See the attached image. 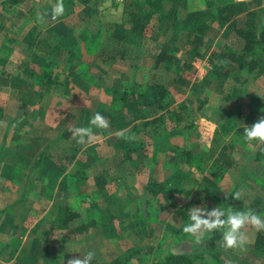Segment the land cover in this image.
Returning <instances> with one entry per match:
<instances>
[{
  "label": "rangeland",
  "instance_id": "1",
  "mask_svg": "<svg viewBox=\"0 0 264 264\" xmlns=\"http://www.w3.org/2000/svg\"><path fill=\"white\" fill-rule=\"evenodd\" d=\"M132 1L96 0L86 4L81 0H70L64 4L65 14L62 17L52 20L47 16L41 23L38 17L51 11L54 5L51 0H0V53L6 56L11 53L13 56L24 55L30 59V54L23 52L21 47H15L30 39L33 43L36 42V52L43 50L40 57L45 63L44 67H48L39 68V73H33L32 77L36 78L35 80L23 79V85L20 83L18 85L16 80L2 81L4 90L2 104L3 110L8 111V115L6 114L8 119L3 120L1 128L3 144L0 136V150L3 149L5 153L0 165V210L6 209L4 206L2 208V205H10L12 199L16 198L14 189L17 185L35 177L34 174L26 173L28 167L21 170L22 172L19 167L17 173L13 167L18 160L22 164L27 160L28 157L23 156V149L26 148L25 143L28 142L29 136L33 134L36 138L38 136L44 138L52 146L48 167L56 171L50 176L51 182H55L53 180L58 175V169L74 172L75 179L81 181L84 194L72 207L83 220L97 222L95 226L84 229V232L95 234L92 238L82 237L75 243L65 235L66 229H57L56 233L52 234L58 235V237L55 235L57 239L51 238L53 240L49 242L50 237L45 236L46 227L56 221L64 205L72 202L64 200L57 186L54 190L49 188L51 191L43 196L46 201L43 200L32 208H28V204L23 205L22 201L12 212L10 210L0 216V264H35L36 261V264H46L44 254L46 257L57 259L54 264H67L69 259L76 258L79 254L83 255L86 251L95 253L92 264H104L118 259L129 249L135 247L145 249L149 240L147 241L141 217L143 200L137 198H141L144 186L152 174L158 185L156 189L160 186L173 188L171 185L176 183L173 181L174 178L187 176L183 180L180 179L179 187L168 201L160 197L148 201L151 212L149 228L154 231L151 242L155 247L161 246L163 252L160 255L154 247L157 251L154 249L146 258L147 264L150 259L159 260L170 247L179 248L183 240L193 244L197 242L182 232L183 227L179 222L184 219L175 217L177 212H185L188 207L193 206L191 198L197 190V186L193 184L195 180L203 184L204 181L213 179V185L217 189L213 190L212 196L196 200V205H206L209 209L224 206L225 199L234 195L235 199L232 202L240 203L233 208L252 209L255 213L264 215V161L250 163L261 142H245L241 137L242 128L238 123L243 122L249 126L253 124L245 123V116L253 109L250 106L254 107L257 101L254 104L249 96L243 98L245 90L254 92L259 102L264 105V58L252 73L248 74L244 70L235 74L233 71L227 80L214 78L212 66L204 61L211 52L240 54L241 41L235 36L232 27L234 24L245 26L249 20L264 27V1L260 8L252 6L251 17L236 16L227 20L223 29L219 28L217 22L208 21L207 31L200 34L197 39L191 36L192 33L168 28L161 18L163 13L148 16L149 9H146V12L135 9ZM214 16L217 18L218 14L213 11V18ZM116 26L121 31L140 34V40L123 44L116 38L120 33L119 30L116 33ZM104 27H109L107 39L100 41L99 36ZM102 35L106 36V33L103 31ZM64 38H67L71 52L74 51L75 55L77 53V58L75 57L71 63L72 66L65 65L63 49L60 55H55L51 48H45L48 45L54 48L57 42L63 41ZM184 38L189 39L196 52L193 51L192 45L185 47L182 45ZM89 43L92 45L89 46ZM161 51L170 52L175 62L167 67L164 64L160 65L155 69L153 67L155 59ZM197 53L200 57L196 56ZM246 60H250V57ZM131 63L138 66L134 78ZM49 67L52 68V72ZM42 70L43 72L47 70V75L51 74L54 83H46L47 77L44 78ZM101 72L104 75L99 80L97 74ZM37 75L43 76L44 79L37 78ZM91 77L96 79L92 80ZM132 79L139 85L156 82L170 91L172 103L167 108L169 115L156 139L175 132L172 137L160 142L157 152L154 142L144 138L137 130L138 122L131 105H123L120 110L109 108L113 99L110 90L114 82L119 81L122 84ZM238 98L241 99L240 102ZM23 104L26 110L27 107L30 110L26 112L25 109H21L20 106ZM239 105H242L240 110ZM96 112L105 115L109 121V128L104 129L108 132L105 140L101 141V135H94L85 144L72 140L59 145L56 143L66 125L67 115L71 118L72 124L86 126L84 123H87ZM85 119L87 121L82 123ZM190 122H195V126L187 131ZM121 129H127L129 134L135 131L132 136L137 141L145 143L146 153L142 161L141 158L138 160V155L133 157L134 164L123 161L126 152L120 147L125 146L127 139L115 135ZM93 130L94 133L98 132L94 128ZM97 137H100V140ZM93 140L98 142L95 144ZM33 141L35 145L29 147V151L25 153L29 157L35 152L36 144L40 142L37 139ZM16 142L20 145L19 149H15ZM64 143L68 144L69 148L76 149L74 151L76 159L70 164L62 159L73 154L64 152ZM14 149L19 154L8 158L9 151ZM190 150L194 157L185 163L178 154ZM156 157L158 172L156 164L152 161V158ZM27 162L29 165L31 162L34 164L33 157ZM215 164L221 167L215 168L217 175L220 174L218 177L211 173L210 167ZM242 164H245L246 168H243ZM243 169L245 176L241 175ZM12 175H16L17 178L14 179ZM114 179L121 186H118ZM56 182L55 185L58 184L57 180ZM34 196L36 193L26 198L32 201ZM255 200L258 204H253ZM50 208L52 210L48 212ZM18 210H28V215L22 217ZM14 212L19 213L16 215ZM40 215L38 220L37 217ZM161 216L165 217L163 219L166 223L163 225L159 220ZM110 222L116 227L119 223L125 224L122 228L124 231L118 236L115 235L108 226ZM167 224L170 228H167ZM250 233L245 232L247 240L242 247H238V257L225 252L223 263L264 264V258L255 257L251 254L252 250L247 252L252 240ZM164 234L167 238H164ZM59 241L66 246H55ZM219 246L224 248L222 245ZM53 249L58 252L55 254ZM194 251L196 253L190 256L196 264H215L211 255L207 253L208 244L200 241ZM38 256L40 258L36 260ZM133 262L136 264L137 261Z\"/></svg>",
  "mask_w": 264,
  "mask_h": 264
},
{
  "label": "trees",
  "instance_id": "2",
  "mask_svg": "<svg viewBox=\"0 0 264 264\" xmlns=\"http://www.w3.org/2000/svg\"><path fill=\"white\" fill-rule=\"evenodd\" d=\"M70 0H64V4L69 2ZM83 3H90L96 0H81ZM264 0H252L247 2H237L235 0H133L131 4L133 7L137 10L146 12L148 16H152L153 14H162L161 18L164 19L166 26L170 29L177 30V31H185L188 33H192L191 36L198 38L200 34L207 31V23L208 21L212 20L214 22H217V25H219L220 29H223L225 27L226 21L230 19H234L236 16L243 15L246 18H249L253 15L252 6H256L257 8H260ZM53 4H55L56 0H51ZM213 11L215 14H218V17L214 16L213 18ZM215 19V20H213ZM218 19V20H216ZM211 22V21H210ZM199 24V26H197ZM197 26V27H196ZM116 26L115 30H117L116 33L119 35L116 38H119L124 43H135L140 40V34L136 32L130 33L129 31L122 30ZM195 30V31H194ZM106 33L105 35H102V32ZM109 31V27H104L102 32L99 34V40H106L107 34ZM232 31L234 32L235 36L239 41H241V52L233 53V54H217L214 52H211L208 54V57L205 58L213 68L212 74L213 77L216 79H222L227 80L231 77V73L234 71L235 74L241 73V71L246 70L248 74L252 73V71L256 70L258 67L260 60L264 58V27L260 26V24H253L252 21H248L245 26H239L237 24H234L232 27ZM196 35V36H195ZM191 42H189V39L187 40L184 38L182 45L185 47L186 45H189ZM55 45V43L53 44ZM92 44L89 43V46ZM192 45V44H190ZM193 46V45H192ZM46 49L51 48L53 53L55 55H60L61 50L65 54L66 57V66H72L71 63L73 60H75V57L77 58V53L75 55V52H71V48L69 47L67 43V38H64V40H60L57 42L56 46L53 48L52 46L48 45L45 47ZM225 48V47H223ZM225 50V49H224ZM193 51L196 52V48L193 46ZM225 52V51H223ZM196 56H199V53L196 54ZM248 57H250V60H246ZM197 59V58H196ZM220 61V63H219ZM173 62V57L170 56V52L161 51L160 54L155 59L154 68L157 69L160 65H165L166 67L171 65ZM219 63V65L217 64ZM133 74L132 78L136 77V71L138 70V66L134 65V63H131ZM48 68V67H44ZM50 68V67H49ZM52 72V68H50ZM47 70L42 73L44 75V78L47 77L46 83L51 84L54 83L52 80L51 74H46ZM30 74L32 72H29ZM103 72L100 74H97L99 80L102 79ZM32 77V76H31ZM29 78L34 79L35 78ZM37 78L44 79L43 76L37 75ZM56 79V77H55ZM91 79L95 80V77H91ZM239 80V79H238ZM243 82L245 83V79H243ZM57 84V82H56ZM59 85V84H58ZM110 95L113 97L111 104L109 108L112 110H120L123 108V105L129 104L131 105V109L134 110V113L136 114V120L138 122L137 130L141 132V135L144 136V138H147L148 140L154 142L155 146V152H157V148L159 147V144L162 140H165L167 138H170L174 135V132H170V134L162 135L158 140L156 139L157 135L159 134V130L164 127L165 125V119L169 115L168 107L172 103L171 100V94L170 91L162 84L159 83H149L145 85H139L135 81H125L122 82V84L119 81H115L112 87V90H110ZM246 93L243 94V98H246L249 96L253 99V102L257 101V104L253 106H250L252 110L248 112V114L245 116V123H254L256 122L260 117L264 116V105L259 102L258 96L254 94V92H249L245 90ZM248 93V94H247ZM249 98V99H250ZM241 99L238 98V102H240ZM227 101V100H226ZM252 105V102H251ZM242 105H239L238 110H240ZM24 105H22V108ZM239 114V112H238ZM87 121V119L83 120L82 123ZM86 126H88V122L84 123ZM189 127L186 128L188 131L189 129H193L195 126V122H190L188 125ZM65 131L61 136H59L56 140V143L59 145L64 141H70V139H73L71 135V129ZM95 129V128H94ZM98 130V129H96ZM94 132V130H93ZM135 132V131H133ZM133 132L130 133V135H133ZM191 132V131H190ZM108 132L104 130H98L97 133H94V135H106ZM137 133V132H136ZM135 134V133H134ZM139 140V139H138ZM71 143V142H70ZM145 143L143 141H137V139L128 140L125 143L124 147H120L123 152H126V155L124 156L123 161L130 162L134 164L135 160L133 161V157L135 155H138V160L141 161L145 158ZM76 149H73V147L68 148L66 152L71 157H63L62 159L66 160L67 163H71L72 160L76 159V155L74 153ZM4 150H0V165H1V159L4 156ZM157 154V153H156ZM155 157V156H154ZM178 157H180L183 162L188 163L191 161V159L194 157L193 153L190 151L183 152L182 154H178ZM218 162L221 163V160L219 157H217ZM264 161V143L261 142L257 150L254 152L253 158L250 161L251 164H257ZM45 155L40 154L37 156L35 161V167L34 170L40 169H49L48 164H45ZM199 163V160H198ZM204 163V162H203ZM247 166V165H246ZM243 168L245 167V164H242ZM211 173L214 175V177L220 176V174L217 175L216 169H221L218 165H212L211 167ZM216 168V169H215ZM245 170L243 169L242 176H245ZM187 176V175H186ZM185 176V177H186ZM183 175H181L179 178H174L173 181L176 183L172 184L171 187L173 188H165L159 187V189H156L158 186L156 183V180H154V175L149 179V182L144 186L143 194L141 195L142 201V219L144 222V227L146 230V238L147 244L145 245V249H129L127 252H125L122 256H120L118 259L110 262H106L104 264H134L133 260H136V264H147L146 258H148L149 255L152 254V251L156 248L160 255L163 251L161 246H154L151 242V237L153 235V230L149 228V225L151 224V220L149 217H151L150 209L148 208V201L151 198H164L165 200H169L172 198V196L175 194L176 188L179 187L180 179H185ZM12 178V177H11ZM80 180V179H79ZM185 181V180H184ZM81 182V181H80ZM114 182L121 186V184L118 183L116 179H114ZM214 180H206L203 184L195 180L193 182L194 186H197V190L192 195L191 202H193V205L197 204L196 200H199L204 197L212 196L213 190L216 189V186L213 185ZM126 189V187H125ZM217 190V189H216ZM133 191V190H132ZM130 195V194H129ZM233 199H235V196L231 195V197L226 198L225 202L224 200H221L224 202V206L234 207L235 205H238V202L233 203ZM136 201V200H135ZM189 208V207H188ZM12 208H6L4 210H0V216L7 214ZM137 209V208H136ZM183 212V211H180ZM177 212L175 214L176 218H182L184 220H180V225L183 227V223H185V220H187V210L183 213ZM159 215V214H158ZM135 218V216H133ZM165 219V217L163 216ZM162 218V219H163ZM163 221L161 224L166 223ZM136 221V219H135ZM158 220H156L157 223ZM97 222L95 220L92 221H85L81 218V215H79L71 205H64L63 208L60 210V213L58 214V217L56 221L51 225V227L45 232L46 237H51V235L55 232L57 229H71L73 232L81 233L86 229L88 226H95ZM108 226H110L112 233L118 236V234H121L124 230L122 228L125 227V224L119 223L118 227L114 225V223H109ZM124 226V227H123ZM165 228V225H164ZM167 228H170V225L167 224ZM167 238V235L164 234V238ZM70 238V237H68ZM221 239V233L220 232H214L210 234L207 238L203 239L202 241L205 244L209 245V252L208 254L211 255L213 261L215 264H225L223 263V254L219 251V241ZM201 241V242H202ZM200 242L192 243L188 242L186 240H183L181 242V245L179 248H172L170 247L169 250L164 254L163 257H160L159 260L154 261L153 259H150L149 264H195V260L190 256L191 251L195 248L197 244ZM190 244V245H189ZM155 247V248H154ZM154 251H157V250ZM252 254L261 259L264 258V233L262 231L258 232L255 238L254 246ZM43 258L46 262V264H54L55 258L46 257L45 254L43 255ZM133 262V263H132Z\"/></svg>",
  "mask_w": 264,
  "mask_h": 264
},
{
  "label": "crops",
  "instance_id": "3",
  "mask_svg": "<svg viewBox=\"0 0 264 264\" xmlns=\"http://www.w3.org/2000/svg\"><path fill=\"white\" fill-rule=\"evenodd\" d=\"M28 40L29 41L24 42V44H20V45L19 44H17V45L14 44V45H15V47H21L23 52H26V53L30 54L31 55L30 59L26 58L24 55H23V57L22 56H16V55L13 56L14 54L11 53L10 55L6 56L3 53H0V111H1L0 112V120H1L0 121V136H1V133H2L1 128L3 126V120L4 119H8V117H7L8 111L6 109L3 110V104H2V99H3V95H4L2 81L3 80H7V79L8 80H16L17 81L16 83H18V85H19V83L21 85H23L24 84L23 79H26V78L29 79L32 76L33 73L34 74L35 73H39V70H38L39 68L44 69V66H45V63L42 62L43 59L40 57V56H42L41 54H42L43 50H37V52H36V50H35L36 49V42L33 43L30 39H28ZM35 52H36V54H35ZM35 64H36V66H35ZM33 66H35V67H33ZM40 66H42V67H40ZM29 72H32V73L30 74ZM42 72H43V70H42ZM31 78H33V77H31ZM30 80H34V79H29V81ZM47 88H49V87H47ZM48 90H50V89H48ZM18 108H19V106H18ZM20 108L24 110L25 109V105H24L23 108H22V105H21ZM29 110H30V108L28 109V107H27L26 112L29 111ZM18 111H19V109H18ZM65 121H66V123H65L66 125L64 126V129L60 133L59 136H61L65 131L69 130L70 127H78L77 123L76 124H72L71 118L68 115L65 118ZM11 125H12V123H11ZM101 136H102L101 137V141L106 139L105 135H101ZM1 137H2L1 138V142H2L4 136H1ZM97 138L100 140V137H97ZM33 139H37L40 142H38V145L36 144L35 152L32 155H30V157H33L34 164H33V162H31V164L29 165V163L27 161H29L30 157H29V155H25V153L29 151V147H33V144L35 145V141H33ZM70 140L76 141L75 139H70ZM3 142H2V144H3ZM64 142H66V141H64ZM92 142L96 144L98 141L97 140H93ZM25 144H26V148L23 149V156H27L28 158H27V160L23 161V164L20 163V161L18 160L17 163L13 166V167H15L14 171L17 173V171H18L17 169L20 167V172H22L21 170H26V168L28 167V170L26 171V173L34 174L35 177L32 178V179L31 178L27 179V181H23L21 184H19V186L17 185L15 187V189H14V191L16 192V195H15L16 198L12 199V203L10 205L9 204L8 205H2V208H4V207L10 208L11 207L12 209H11L10 212H12L13 209L15 207H18L21 204L22 201H24V202H22L23 205L24 204H28V208H32V206L39 205L40 202H43V200L46 201L44 199V197H45V193H49V191H51V190H49V188L54 190V188H57V187H58L57 189L59 190V193L61 194V192H62V194L64 196L63 197L64 200L72 201L71 203H68V205H71V206L74 205V203L77 201V199L80 198V196H82L84 194L83 188L80 185V180L79 179H75V173L72 172V171L68 172V170L65 171L63 169H58L57 170V174L58 175L53 180L55 182H51L50 176L53 175L52 173L54 171H56V170H50V169H46V168H44V169H40L39 168L38 170H34L36 158L40 154H44L45 155L44 165L48 164V158L50 157L49 154L51 153V150H52V146H50L51 144L48 141H45L44 138H42V137L38 136L36 138L33 134L29 136L28 142H26ZM14 145L16 146L15 149H19L18 146H20V145L18 144V142H16ZM75 145L76 144H74V146ZM63 148H64V152H66V150H68V148H69L68 144L64 143ZM15 149L9 151V153H8L9 157L8 158H12L16 154H19V152L16 151ZM156 160H157V157L154 158V159L152 158V161L154 162V164H156V172H158V168H157V164L158 163L156 162ZM32 164L34 166L33 169L31 168ZM23 165H24V167H23ZM12 177H14V179L17 178L16 175H14V176L12 175ZM56 180L58 181L57 185H55L57 183ZM70 180H71V182H70ZM35 193H36V196H34L32 201H30V199L26 198V197H29L31 194H35ZM41 195H42V197H41ZM257 201H259V200H257ZM253 204H258V202H256V200H255L253 202ZM45 207L47 208V205H45ZM45 209L43 208V210H45ZM51 210H52V208H50V210L48 212H50ZM18 211H20L21 213H19V212H14V213L15 214L19 213V215H23L22 217H24L25 215H28V213H27L28 210H18ZM17 217H19V216H17ZM40 217H41V215L37 217L38 220H39ZM162 218H163L162 216L159 218L160 222L163 221ZM47 227H46L45 231H47L51 227V224L49 225L48 228ZM242 230L244 232H247V231L251 232L250 235L252 236V238H251L252 240H251V245H250L249 249L247 250V252L249 250L253 251L255 238H256V235H257L258 232L255 229H253L250 225L247 228H243ZM54 233H56V232H54ZM93 234L91 232H84V231L81 232V233L73 232L71 229H68V230L65 231V235L70 237L71 240H74L75 243L77 242V240L81 239L82 237H84V238H86V237L87 238H92ZM55 235H51V237L49 239V242H50V240L57 239L58 235H56L57 237ZM62 235L63 234H61V236ZM51 238H53V239H51ZM39 242H41V241H39ZM64 245H63V243H61L59 241L58 244L55 245V246L63 247ZM89 245L90 244L88 243L87 246H89ZM219 245H221L220 242H219ZM47 246H49V245H47ZM219 247L220 246H218V249L223 255H225V252H230L231 254H234V255H236V257H238V254H239L238 253V247H237L236 251H228L226 248H221V247L219 248ZM194 249L191 251V255L196 253V251H194ZM49 250H50V247H49ZM53 252L56 254L58 251L56 252V249H53ZM39 258L40 257L38 256L35 259L39 260ZM36 263H37V261H36ZM195 264H196V262H195Z\"/></svg>",
  "mask_w": 264,
  "mask_h": 264
},
{
  "label": "clouds",
  "instance_id": "4",
  "mask_svg": "<svg viewBox=\"0 0 264 264\" xmlns=\"http://www.w3.org/2000/svg\"><path fill=\"white\" fill-rule=\"evenodd\" d=\"M64 14V0H56L51 11L40 15L38 20L43 23L47 16H50L52 20H57ZM238 123L242 128L241 137L245 142L264 143V116L250 126L243 122ZM93 128L98 130L109 128V121L105 115L100 112L94 113L88 121V126L73 127L71 135L77 143L85 144L87 140L93 138ZM115 135L122 139H135L127 129H121ZM246 225H250L257 232L264 231V215L257 214L252 209L239 210L221 205L209 209L206 205H193L187 209V220L182 232L200 242L207 235L218 231L221 233L219 241L221 245L226 249H231L242 247L245 244L247 236L242 229ZM94 256L93 251H86L83 255L79 254L78 257L69 259L67 264H92Z\"/></svg>",
  "mask_w": 264,
  "mask_h": 264
}]
</instances>
